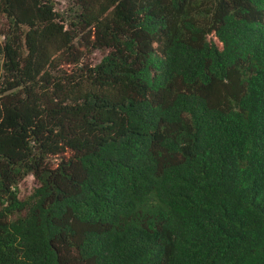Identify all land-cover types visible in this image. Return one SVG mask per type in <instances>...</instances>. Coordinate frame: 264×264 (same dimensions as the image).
<instances>
[{"label": "trees", "instance_id": "obj_1", "mask_svg": "<svg viewBox=\"0 0 264 264\" xmlns=\"http://www.w3.org/2000/svg\"><path fill=\"white\" fill-rule=\"evenodd\" d=\"M0 264H264V0H0Z\"/></svg>", "mask_w": 264, "mask_h": 264}, {"label": "rangeland", "instance_id": "obj_2", "mask_svg": "<svg viewBox=\"0 0 264 264\" xmlns=\"http://www.w3.org/2000/svg\"><path fill=\"white\" fill-rule=\"evenodd\" d=\"M53 2L55 3L56 11L59 14L67 17L70 14V9L73 8V5L77 2V0H53ZM4 29H6V26H5V23L3 22L1 25V30H4ZM80 51L83 52V63L87 65L99 64L101 60L109 52L107 50H97V51L91 52V51L83 50L82 48L80 49ZM37 186H38V183L33 176L27 177L19 186L20 199L25 200L27 197H29Z\"/></svg>", "mask_w": 264, "mask_h": 264}]
</instances>
